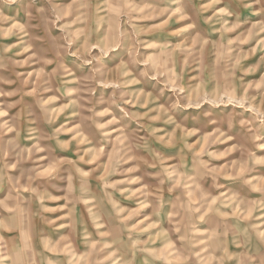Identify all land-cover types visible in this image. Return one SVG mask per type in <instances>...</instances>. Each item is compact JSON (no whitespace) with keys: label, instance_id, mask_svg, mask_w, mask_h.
I'll return each instance as SVG.
<instances>
[{"label":"rangeland","instance_id":"obj_1","mask_svg":"<svg viewBox=\"0 0 264 264\" xmlns=\"http://www.w3.org/2000/svg\"><path fill=\"white\" fill-rule=\"evenodd\" d=\"M264 264V0H0V264Z\"/></svg>","mask_w":264,"mask_h":264},{"label":"bare ground","instance_id":"obj_2","mask_svg":"<svg viewBox=\"0 0 264 264\" xmlns=\"http://www.w3.org/2000/svg\"><path fill=\"white\" fill-rule=\"evenodd\" d=\"M6 264H7V262H6Z\"/></svg>","mask_w":264,"mask_h":264}]
</instances>
